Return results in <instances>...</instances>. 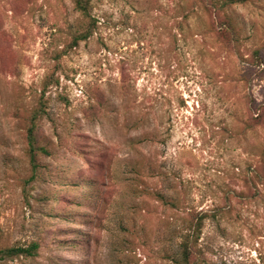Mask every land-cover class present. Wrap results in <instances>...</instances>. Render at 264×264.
I'll return each mask as SVG.
<instances>
[{"label": "rangeland", "instance_id": "rangeland-1", "mask_svg": "<svg viewBox=\"0 0 264 264\" xmlns=\"http://www.w3.org/2000/svg\"><path fill=\"white\" fill-rule=\"evenodd\" d=\"M89 1L0 0V248L40 245L0 264H173L198 210L191 264H264V0L235 41L199 0Z\"/></svg>", "mask_w": 264, "mask_h": 264}, {"label": "trees", "instance_id": "trees-1", "mask_svg": "<svg viewBox=\"0 0 264 264\" xmlns=\"http://www.w3.org/2000/svg\"><path fill=\"white\" fill-rule=\"evenodd\" d=\"M250 0H199L200 4L213 11V16L216 19L215 26L223 33L228 34L232 39L238 40L237 36L238 29L235 25L234 20L231 18L230 14H223L227 9L232 8L234 5L239 3H247ZM89 0H75L76 8L81 11L84 16L89 15ZM225 18L220 21V17ZM92 24L89 28L84 29L75 35L73 43L76 45L80 40L87 39L93 33ZM255 54L260 59L258 60V71L259 73L264 72V58L261 57L260 51L256 50ZM258 110L260 108H257ZM42 110L33 111L31 116L30 125L27 128L26 140H27V152L32 163L33 170L38 168L37 157L39 153H46L48 150L38 144L37 140V120L41 115ZM160 198L168 205L172 207H179V203L173 197L166 198L164 194H159ZM214 217L216 214L210 213L205 210H198L196 212H190L189 216L183 220V225L180 226L181 238L178 245V250L171 256V261L173 264H191L195 259L199 248V240L202 234V228L204 222L209 217ZM40 245L38 242L34 241L28 246H10L5 248H0V260L8 257L24 255V256H35L38 253ZM194 259V260H193ZM193 260V261H192Z\"/></svg>", "mask_w": 264, "mask_h": 264}]
</instances>
